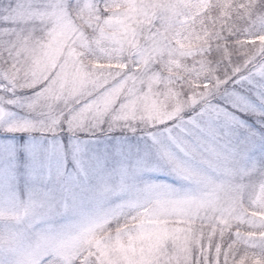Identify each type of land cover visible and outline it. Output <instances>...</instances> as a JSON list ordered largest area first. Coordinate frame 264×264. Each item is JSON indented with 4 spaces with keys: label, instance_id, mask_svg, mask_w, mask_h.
<instances>
[{
    "label": "clouds",
    "instance_id": "9594fccd",
    "mask_svg": "<svg viewBox=\"0 0 264 264\" xmlns=\"http://www.w3.org/2000/svg\"><path fill=\"white\" fill-rule=\"evenodd\" d=\"M0 113V264H264V0H0Z\"/></svg>",
    "mask_w": 264,
    "mask_h": 264
},
{
    "label": "snow or ice",
    "instance_id": "6c2138e0",
    "mask_svg": "<svg viewBox=\"0 0 264 264\" xmlns=\"http://www.w3.org/2000/svg\"><path fill=\"white\" fill-rule=\"evenodd\" d=\"M246 103L242 97H237L236 112H225L223 109L209 116L211 125L213 120L221 118L220 113L224 112L225 118L235 122L240 128H247V122L243 118V112L238 105ZM239 113V114H237ZM0 113V120L3 119ZM31 130V124L26 121L13 122L9 124L3 133H0V159L4 163L0 166V183L5 180L11 181L21 167H27L34 174L47 171L49 174H60L64 167L61 159V149L55 143H47L27 135ZM21 154L23 157L21 158Z\"/></svg>",
    "mask_w": 264,
    "mask_h": 264
},
{
    "label": "rangeland",
    "instance_id": "374dc122",
    "mask_svg": "<svg viewBox=\"0 0 264 264\" xmlns=\"http://www.w3.org/2000/svg\"><path fill=\"white\" fill-rule=\"evenodd\" d=\"M28 0H19V11L23 12L24 8L27 4ZM23 157V154H21V158ZM4 163L3 159H0V166H2Z\"/></svg>",
    "mask_w": 264,
    "mask_h": 264
}]
</instances>
